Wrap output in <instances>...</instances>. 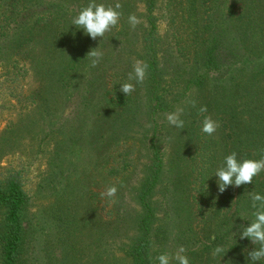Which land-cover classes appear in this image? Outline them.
Returning a JSON list of instances; mask_svg holds the SVG:
<instances>
[{
	"label": "trees",
	"instance_id": "1",
	"mask_svg": "<svg viewBox=\"0 0 264 264\" xmlns=\"http://www.w3.org/2000/svg\"><path fill=\"white\" fill-rule=\"evenodd\" d=\"M18 1L13 0V7ZM21 1L25 2V0ZM63 1L68 3L71 12L61 11L47 19V26L51 25L52 28L48 27L46 37L38 40L42 45L40 52L44 58L37 55L39 51L37 50L35 60L33 59L37 64V74L43 73L50 82V87H53L46 91L47 96L44 100L47 98L54 108L58 102L53 97L54 87L58 86L62 92L71 87L77 88L76 96L82 101L79 104L81 107H87L93 100L109 108L108 114L115 115L118 107H124L127 112L133 111L139 99V86L135 81H131L134 84V91L131 94L124 95L119 91L120 83L127 81L129 76L128 70H124V73L119 71L121 59L119 53L122 48H127L129 45V40L124 38L129 31L124 19L125 14L127 16L132 12L138 0H125L121 5L120 21L109 32V52L103 51L95 66L91 65L87 56V53L95 48L94 40L75 29L70 23L71 18L88 0ZM207 1L168 0L167 2L171 21L176 23L173 37L178 45L177 50L180 55L189 56L190 60L189 52L195 58H192L195 65L188 73L187 79L181 76L184 73H175V76L168 73L165 48L158 35L156 19L153 16L159 0L140 1L145 5V24L148 26L142 32L140 41L143 43L142 62L148 65L142 85L150 127L153 125L148 134L143 136L149 139L147 147L150 164L143 181L128 188V193L123 192L120 184L110 182L111 186L117 188V192L114 197L109 198L112 199L113 206L108 222L113 228L121 225L133 230L132 237L122 242V250L131 260V264H153L156 247L170 243V236L173 234V244L183 245L186 248L191 264H218L210 254L217 244H224L229 249L221 264H248L247 251L254 247L249 240L239 238L237 226L246 224L245 220L252 219L247 193L250 191L264 193V172L254 177L252 183L239 187L229 186L222 193L218 191L215 177L211 176L223 156L232 151L246 158L259 159L264 155V69L257 66L256 61H252L248 69L243 67L249 71V74L236 75L231 92L236 101H239V105L236 104L230 110L223 111L222 116L219 115L220 112L213 111L216 103H220V100H217L218 96L222 97V95L213 89H207L206 83L210 82V79L218 81L232 66L236 67L241 63L236 62L237 58L233 61L236 57L235 53H230L229 44L226 45L223 37L226 36L227 29L219 27L220 18L226 16L221 9L225 0H211L209 12L204 13L203 8L207 5ZM109 4L115 5L112 0ZM234 6L233 4L229 7L228 14L230 18H235L234 27L238 28L235 41L248 56L261 57L264 55V0H247L245 11L240 15H236L233 11ZM41 20V18L37 19L36 23ZM30 34L31 37L26 39V44L33 40L32 30ZM38 42L35 47L39 45ZM117 44L120 51L114 54L113 47ZM109 70H113L114 74L116 72L120 79L116 80L114 76V81L111 79L110 84L106 82ZM113 73L110 76L113 77ZM84 74L88 76L84 77ZM168 75L170 79L167 81ZM177 80L181 81L178 85L182 87L175 91L173 86ZM83 82L84 87L80 86ZM192 84L200 87L205 102L202 106L206 107V111L200 112L201 106L189 110V114L194 117L189 131L193 143L186 152L185 159L178 150L172 160L178 163L185 162L189 167L186 176L189 182L183 187L188 192V199L185 202L173 200L170 203L171 212L174 211L175 214L173 222H178L183 213L187 212L188 223L187 225H181L180 222L172 223V229L168 230L159 222V204L154 199L156 189L165 174L164 156L160 144L157 143L160 137L157 117L171 112L172 107L184 100L189 95ZM207 91L210 94L205 96ZM211 113L220 121V129L224 134L219 144L215 142L213 134L205 137L207 134L201 131L200 122ZM116 155L115 153L110 155L111 166H116L109 168L110 177H115L117 180L123 177L130 178L136 173L135 154L126 158H123V154L120 155L121 157L118 155L120 159ZM197 170L199 173L195 175ZM197 181H200L199 187ZM180 187L181 185L177 183L175 190ZM123 199H132L135 207H126ZM29 204L30 196L19 176L12 174L0 180V208L4 210V215L0 218L1 264H28L26 254L30 236L26 217ZM194 213L201 222L200 231L205 234L201 237L199 235L201 232H196L193 225ZM74 215L68 213L66 217L69 232L75 227ZM109 230L111 238L113 232ZM67 240L71 241L70 238ZM260 264H264V261Z\"/></svg>",
	"mask_w": 264,
	"mask_h": 264
},
{
	"label": "rangeland",
	"instance_id": "2",
	"mask_svg": "<svg viewBox=\"0 0 264 264\" xmlns=\"http://www.w3.org/2000/svg\"><path fill=\"white\" fill-rule=\"evenodd\" d=\"M109 1L105 0L107 4ZM113 1L120 5L125 2ZM140 1L124 18L129 28L124 38L129 40V45L119 53V71L124 73V70H128V75L133 72V65L137 60L142 62L141 34L148 28L145 24V5ZM12 2L13 0H0V180L16 174L30 196L26 217L30 236L26 254L28 264H131L122 250V242L132 237L133 230L121 225H115L117 228L110 226L108 222L113 201L101 193L111 186L110 182L120 184L123 192L128 193V188L136 186L137 182L141 183L147 173L150 164L147 147L149 139L143 136L148 134L153 125L150 127L148 119L142 85L144 80L140 83L132 80L139 86V99L133 111L127 112L124 107H118L115 115L108 114L109 108L93 100L87 107H81L79 104L82 101L76 96L77 88L70 87L62 92L58 86L53 90V97L58 101L53 108L47 98L44 100L46 91L53 87H50V82L43 73L37 74V64L33 59L35 60L37 50V55L44 58L40 52L42 45L38 40L46 37L48 27L52 28L51 25L47 26V19L61 11L70 13L71 9L63 0H19L15 7ZM167 2L168 0H159L153 12L157 32L165 48V64L170 75L184 73L181 76L187 79L195 65V58L189 51L191 60L186 54L180 55L177 50L178 45L173 37L176 23L171 21ZM233 4V11L240 15L245 11L247 0H225L221 9L226 16L220 18L219 27L227 29L226 36H223L224 42L229 44L230 53H235L233 61L237 58L236 62L241 64L232 66L218 81L210 79L206 83L207 89H213L222 95L218 96L220 103H216L213 109L215 113L220 112V116L223 111L239 105L231 92L234 77L249 74L243 67L248 69L252 61H256L257 66L264 69V55L259 58L248 56L235 41L238 28L234 27L235 18H230L228 14L229 7ZM210 6L211 0H208L203 8L204 13L209 12ZM129 15L137 17L138 23L134 27L128 22ZM39 18L42 20L36 23ZM31 30L33 40L26 44V39L31 37ZM109 32L103 38L97 37L94 40L93 44L101 53L105 50L109 52ZM37 42L39 45L35 47ZM118 45L113 47L114 54L120 51ZM112 73L113 70L107 72L106 82L109 84L111 79L114 81V76L116 80L120 79L116 72V75L113 73V77L110 76ZM170 75L166 76L167 81ZM87 76L84 74V77ZM178 84L181 81L174 82L173 90L177 91L182 87ZM80 86L84 87V82ZM199 88L192 84L189 95L172 107L171 112L178 108L184 110L183 129L170 126L166 120L167 113L157 117L160 127L157 143L164 156L165 174L156 189L154 199L159 204V222L168 230L172 229V223H188L187 212L183 213L178 222L172 220L175 214L174 211L171 212L170 203L173 200L185 202L188 199V192L183 187L189 182L186 178L188 165L172 160L178 150L185 159V154L193 143L189 131L194 117L189 113L193 107L205 105ZM209 94L207 91L205 96ZM191 102H194V106ZM209 117L216 120L213 113ZM216 121L219 127L212 137L219 144L224 134L220 129V121ZM111 153L117 154V158L121 154L123 158L135 154L136 173L130 178L123 179L121 176L119 180L110 177L109 168L116 167L111 166ZM198 173L199 170L195 175ZM177 183L181 187L175 190ZM196 183L199 187L200 181ZM123 200L126 207H135L132 199ZM68 213L75 214L72 232L67 228ZM3 215L4 210L0 208V218ZM199 223L201 222L194 213L193 225L196 232H201ZM109 229L113 232L111 238ZM199 235L201 237L205 234L201 232ZM173 238L174 234L170 236V243L156 247L153 264H157L155 257L159 254L168 253L171 256L174 253L179 245L173 244Z\"/></svg>",
	"mask_w": 264,
	"mask_h": 264
},
{
	"label": "clouds",
	"instance_id": "3",
	"mask_svg": "<svg viewBox=\"0 0 264 264\" xmlns=\"http://www.w3.org/2000/svg\"><path fill=\"white\" fill-rule=\"evenodd\" d=\"M120 3L115 5L107 4L105 0H88V2L80 7L78 12L71 18V26L80 30L84 35L95 40L97 37L103 38L104 34L117 26L121 18ZM128 22L134 27L137 23L135 15L128 16ZM87 56L90 58L91 65L95 66L102 53L97 47L92 48ZM148 65L137 60L133 65V72L129 73L128 80L121 82L119 91L124 95H129L134 91L135 80L140 83L144 80ZM194 106V102H191ZM183 109L178 108L173 112L166 114V120L170 126L177 129H183L185 121L182 119ZM200 112L206 111V107L201 106ZM219 127L216 120L205 117L202 121L201 131L211 135ZM264 172V155L259 159L246 158L238 156L237 152L232 151L223 156L222 161L215 168L214 174L219 192H224L229 186L239 187L253 182V178ZM117 192L115 186L108 187L106 192L101 193L102 196L109 198L114 197ZM250 201L251 220L246 224L237 226V232L240 239H247L254 246L247 251L248 264H260L264 261V193L259 191H250L247 193ZM235 238V237H234ZM228 248L224 244H217L211 250V257L221 264V260L228 252ZM157 264H191V259L187 254V250L183 245L176 248L171 256L168 253H161L155 257Z\"/></svg>",
	"mask_w": 264,
	"mask_h": 264
}]
</instances>
